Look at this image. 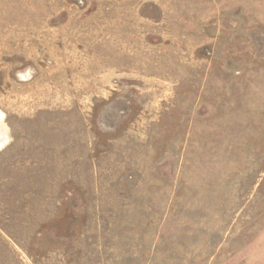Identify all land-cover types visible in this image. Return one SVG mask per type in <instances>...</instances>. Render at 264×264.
I'll list each match as a JSON object with an SVG mask.
<instances>
[{"label": "rangeland", "instance_id": "obj_1", "mask_svg": "<svg viewBox=\"0 0 264 264\" xmlns=\"http://www.w3.org/2000/svg\"><path fill=\"white\" fill-rule=\"evenodd\" d=\"M0 264H264V0H0Z\"/></svg>", "mask_w": 264, "mask_h": 264}, {"label": "bare ground", "instance_id": "obj_2", "mask_svg": "<svg viewBox=\"0 0 264 264\" xmlns=\"http://www.w3.org/2000/svg\"><path fill=\"white\" fill-rule=\"evenodd\" d=\"M0 147H1V144H0Z\"/></svg>", "mask_w": 264, "mask_h": 264}]
</instances>
